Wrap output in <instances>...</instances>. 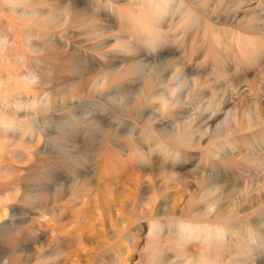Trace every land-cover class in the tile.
<instances>
[{"label":"clouds","instance_id":"1","mask_svg":"<svg viewBox=\"0 0 264 264\" xmlns=\"http://www.w3.org/2000/svg\"><path fill=\"white\" fill-rule=\"evenodd\" d=\"M77 258L264 264V0H0V264Z\"/></svg>","mask_w":264,"mask_h":264},{"label":"rangeland","instance_id":"2","mask_svg":"<svg viewBox=\"0 0 264 264\" xmlns=\"http://www.w3.org/2000/svg\"><path fill=\"white\" fill-rule=\"evenodd\" d=\"M79 249H80V252H86V251L88 250V249H87V245H86V243L84 242V240H81V241H80ZM76 264H79V259H78V258H77Z\"/></svg>","mask_w":264,"mask_h":264}]
</instances>
